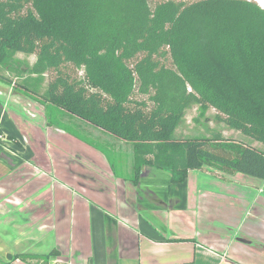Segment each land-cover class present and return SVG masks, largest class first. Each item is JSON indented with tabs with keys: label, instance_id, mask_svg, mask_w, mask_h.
I'll return each mask as SVG.
<instances>
[{
	"label": "trees",
	"instance_id": "16d2710c",
	"mask_svg": "<svg viewBox=\"0 0 264 264\" xmlns=\"http://www.w3.org/2000/svg\"><path fill=\"white\" fill-rule=\"evenodd\" d=\"M17 52L36 56V84L47 79V124L57 125L51 104L130 143L133 181L144 165L172 182L208 168L264 179V6L255 0H0V65L15 68ZM193 105L262 148L176 137Z\"/></svg>",
	"mask_w": 264,
	"mask_h": 264
},
{
	"label": "crops",
	"instance_id": "0c3cea01",
	"mask_svg": "<svg viewBox=\"0 0 264 264\" xmlns=\"http://www.w3.org/2000/svg\"><path fill=\"white\" fill-rule=\"evenodd\" d=\"M94 146L110 150L108 143ZM112 156L96 159L108 177L77 179L72 189L59 184L42 208L24 209V226L12 225L0 238L3 259L53 250L47 259L16 258L10 264H264V205H247L248 192L238 184H251L236 173L193 169L182 182H172L169 172L144 165L133 181L132 160L123 171L115 168L121 159ZM256 187L252 200H264L262 183ZM7 199L20 205L17 198ZM29 215L37 222L34 235Z\"/></svg>",
	"mask_w": 264,
	"mask_h": 264
},
{
	"label": "rangeland",
	"instance_id": "374dc122",
	"mask_svg": "<svg viewBox=\"0 0 264 264\" xmlns=\"http://www.w3.org/2000/svg\"><path fill=\"white\" fill-rule=\"evenodd\" d=\"M259 1L260 5L264 6V0ZM15 58L18 61L17 66L13 65L15 68L8 70L0 65V238H6L8 229L14 230L11 229L12 225L15 230L18 227L22 228L24 226L22 218L27 217L23 213L24 209L42 208L44 201H50L54 194L57 195L59 184L72 189L70 183H75L77 179L84 183L91 176L108 177V170L97 163V158L107 155L120 158V163H117L115 168L124 171L126 167L123 163L132 160L133 153L130 143L51 104L48 106L51 110V119L66 130L61 131L54 124L48 125L46 110L44 105H41L40 97V93L45 90L47 79L45 77L43 82L36 84L34 80L36 75L31 72L36 56L17 52ZM25 85L32 86L33 90L30 91ZM6 93L9 95L12 93V98L6 99ZM15 94L21 96L20 101L15 99L13 96ZM26 99L30 101L29 105ZM215 113L216 111L210 108L204 116H200L197 105L189 107L174 131L175 136L212 139L218 134L225 140L262 148L259 142L217 121ZM95 142L110 144V150L94 146ZM207 170L217 171L210 168ZM235 175H238L237 178H241V181L251 184L248 186L238 184L239 189L237 188L239 191L248 192L247 205L250 208L264 205L262 199L252 200V194L257 193L256 186H260V183L263 190L260 195L264 196V180L239 172ZM231 196L233 197V194ZM39 197L42 198L39 200ZM7 198H17L20 205L12 206ZM234 198L236 200L235 195ZM26 205L29 206L25 207ZM8 208L10 210L12 208L15 214H12V211L8 212ZM29 216L31 232L34 235L37 227L33 224L37 222L34 215ZM3 257L0 254V264L13 262L9 257H7L9 261Z\"/></svg>",
	"mask_w": 264,
	"mask_h": 264
},
{
	"label": "clouds",
	"instance_id": "9594fccd",
	"mask_svg": "<svg viewBox=\"0 0 264 264\" xmlns=\"http://www.w3.org/2000/svg\"><path fill=\"white\" fill-rule=\"evenodd\" d=\"M259 2V4H261V2L259 0H257ZM262 6V5H261Z\"/></svg>",
	"mask_w": 264,
	"mask_h": 264
}]
</instances>
